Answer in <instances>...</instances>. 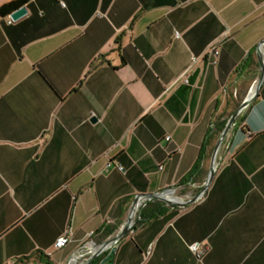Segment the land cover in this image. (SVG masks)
<instances>
[{"label": "crops", "instance_id": "0c3cea01", "mask_svg": "<svg viewBox=\"0 0 264 264\" xmlns=\"http://www.w3.org/2000/svg\"><path fill=\"white\" fill-rule=\"evenodd\" d=\"M26 6L17 22L0 16V264H66L136 195L205 182L222 124L260 76L264 0ZM102 255L91 264H264V83L205 195Z\"/></svg>", "mask_w": 264, "mask_h": 264}, {"label": "water", "instance_id": "95a60500", "mask_svg": "<svg viewBox=\"0 0 264 264\" xmlns=\"http://www.w3.org/2000/svg\"><path fill=\"white\" fill-rule=\"evenodd\" d=\"M27 14H28V9H27V6L24 5L20 7L19 9L15 10L14 12H12L8 17L13 22H17L23 17H25ZM262 44H264V41L261 44H259V48L257 51L259 64H261L260 47L262 46ZM263 83H264V67L261 69L259 78L253 84V86L256 85L254 94L252 96H247L244 99H242L239 105L237 106V108L234 110V112L222 124L218 132L217 139L212 149L209 174L204 183H202L200 186H195V185H190V184H179L176 186H171L169 188H166L165 190H162L156 193L136 195L131 204L129 215L126 221L120 226L118 231L113 236H111L109 239L105 240L104 242H97V244L92 247H90L87 244H84L82 247H80L70 256L66 264H76L77 259L82 254L87 253V252H95V255L93 256L92 260L87 263V264H91V262L95 258L99 257L102 253L106 251L104 250L105 248L109 250L110 248L116 246L128 233L134 230V227L137 225L139 220H141L142 218L143 209L152 200H159L161 202H164L167 205L176 206L178 208H186L196 203L197 201H199L205 195L206 191L208 190L211 182L213 181L215 177L217 169L219 168V165L222 161L225 140H226V137L228 135V132L231 126L237 121V119L242 114V112L258 97ZM92 121L95 122L97 121V119L93 118ZM189 187L190 188L198 187L200 190L197 194H194L191 197L186 198V200L181 201V202H172V201L165 199V196L169 194L170 192L174 190H182V189L189 188ZM140 200H144V203L141 206L140 210L136 212V209H137V206ZM107 260L108 258L104 260V263Z\"/></svg>", "mask_w": 264, "mask_h": 264}, {"label": "trees", "instance_id": "16d2710c", "mask_svg": "<svg viewBox=\"0 0 264 264\" xmlns=\"http://www.w3.org/2000/svg\"><path fill=\"white\" fill-rule=\"evenodd\" d=\"M31 1L32 0H12L10 2L4 3L3 5L0 6V16L1 17H7L12 12H14L15 10L19 9L20 7H22L24 5H27ZM96 67H97L96 65H93L91 67V70L94 69V68H96ZM202 154H203V151L201 152V158H202ZM197 167H198V162L195 165L193 171L191 172V174L189 176V179L192 176V174L195 172V170L197 169ZM187 183L188 182L181 183V184H187ZM169 208H173V209H176V210H179L180 209V208H178L176 206H169V205H167L164 202H161L159 200H152V201H150L145 206V208L143 209L142 218H141V220H139V222L134 227V229H136L138 226H142L147 221H149L150 219L156 217L159 214H162L163 212H165ZM120 226H121V224H117L116 226H105L103 229L99 230L95 234L97 235V237H99V241H105V240H107L106 239L107 237L113 236L118 231V229L120 228ZM112 257H113V255L112 256H109L108 253L102 255V258H109V260L112 259ZM25 259H27V257H25ZM20 261H22V260H20Z\"/></svg>", "mask_w": 264, "mask_h": 264}, {"label": "built area", "instance_id": "2783aa9c", "mask_svg": "<svg viewBox=\"0 0 264 264\" xmlns=\"http://www.w3.org/2000/svg\"><path fill=\"white\" fill-rule=\"evenodd\" d=\"M12 22H13V21L10 19V20H9V23H12ZM177 35H178V34H177ZM218 55H219V50H218L215 46H211V47L209 48L207 54H206V58H207V59H212V60H211L212 63H213V64H216V60H215V58L218 57ZM197 60H198L197 58L193 57V62H194V63L197 62ZM167 140H170V137H168ZM108 166H109V165H108ZM160 168L162 169V166H161ZM118 169H119L120 171H123V167H122V166H119ZM191 196H192V194L187 195L185 198H189V197H191ZM94 235H96V234H94V233L91 234V237L94 236ZM91 239H92V238H91ZM70 241H71V233L68 232L66 235H64V236H62L61 238L58 239V241L56 242V248H57V249H61V248L65 247ZM97 242H99V241H96V242L89 241V242H87L86 244L89 245L90 247H92V246H95V245L97 244ZM101 242H104V241H101ZM117 245H118V244H117ZM117 245L114 246V247H112V248H110L109 250H106L105 252L109 251V252H110V256H112V255L115 253V251H116ZM190 250L193 252V254H194L198 259L203 258V256H204L205 253H206V249H205V247H203V245H202L201 243H199V242L191 244V245H190ZM105 252H104V253H105ZM104 253H102V254H104ZM149 253H150V251H149ZM91 254H94V255H95V252H87V253L82 254V255L77 259L76 264H80V262L84 259L85 256H88V255H91ZM102 254H101V255H102ZM94 255H92V258H93ZM92 258H91V260H92ZM91 260H90V261H91ZM90 261H89V262H90Z\"/></svg>", "mask_w": 264, "mask_h": 264}, {"label": "bare ground", "instance_id": "6f19581e", "mask_svg": "<svg viewBox=\"0 0 264 264\" xmlns=\"http://www.w3.org/2000/svg\"><path fill=\"white\" fill-rule=\"evenodd\" d=\"M260 59H261V64H259V65H260V71H261V69L264 67V44H262V46L260 47ZM255 89H256V85L253 86L251 92L247 96H252L254 94V92H255ZM235 124H236V122L231 126V128H230V130L228 132V135L226 137L225 144H226L227 138H228L231 130L235 126ZM174 191H176V190H174ZM174 191H172V192H174ZM172 192H170L169 194H167L165 196V199H167L169 201H172V202H181V201L186 200V198H181L179 196H172L173 195ZM143 203H144V200H140L139 201V204L137 206L136 212L139 211V209L141 208V206L143 205ZM104 250H107V248H105ZM92 255H94V254L85 256L84 259H83V261L80 262V264H87L91 260Z\"/></svg>", "mask_w": 264, "mask_h": 264}, {"label": "rangeland", "instance_id": "374dc122", "mask_svg": "<svg viewBox=\"0 0 264 264\" xmlns=\"http://www.w3.org/2000/svg\"><path fill=\"white\" fill-rule=\"evenodd\" d=\"M248 89H249V86L247 87V89H245V90H243L242 92H240L238 99L235 100V104H237L238 101H239L241 98H243V97L248 93V91H249ZM196 192H197V191L192 192V195H194ZM172 194H173V196H179V195L176 194L175 191L172 192ZM181 195H188V192L184 191L183 193H181ZM179 197H181V198H185V196H179ZM169 206H172V205H169ZM139 210H140V209H139ZM109 237H110V236H109ZM109 237H107L106 239H108ZM108 252H109V251L105 252V254L108 253ZM82 261H83V260H82ZM82 261H81V262H82Z\"/></svg>", "mask_w": 264, "mask_h": 264}]
</instances>
